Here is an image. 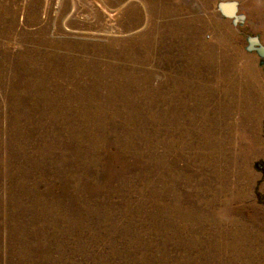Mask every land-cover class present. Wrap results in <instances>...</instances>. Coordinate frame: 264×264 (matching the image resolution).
I'll return each mask as SVG.
<instances>
[{"label":"rangeland","instance_id":"1","mask_svg":"<svg viewBox=\"0 0 264 264\" xmlns=\"http://www.w3.org/2000/svg\"><path fill=\"white\" fill-rule=\"evenodd\" d=\"M220 1L0 0V264H264V0Z\"/></svg>","mask_w":264,"mask_h":264},{"label":"bare ground","instance_id":"2","mask_svg":"<svg viewBox=\"0 0 264 264\" xmlns=\"http://www.w3.org/2000/svg\"><path fill=\"white\" fill-rule=\"evenodd\" d=\"M36 56V55H35ZM35 56H34V59H35ZM46 56L47 57H52V56H54V55H49V54H46ZM36 60V59H35ZM31 61H33V60H31ZM27 62H29V61H27ZM36 62H38V60L36 61ZM18 63H21V62H18ZM35 63V62H34ZM39 63L41 64V61H39ZM44 63V62H43ZM29 64V63H28ZM38 64V63H37ZM30 65V64H29ZM31 65H33V64H31ZM30 65V66H31ZM39 65V64H38ZM37 65V66H38ZM43 65V64H42ZM26 67V66H25ZM24 67V68H25ZM28 67V66H27ZM35 68L34 69H36V65L34 66ZM51 67V68H50ZM50 67H46V71H41L42 72V74L40 73V77H39V79H36V80H38V83L40 84V85H43L44 87L46 86H53V87H55V90L54 89H52L53 91H56V94L54 95V96H58L59 94H62V95H64L65 97L63 98L64 99V103L62 102H60V104H57L58 102H59V99H58V102L55 104V103H53L54 102V100H56V98H58V97H55V98H53V100H48V101H46V102H43V104L40 106H35L34 107V109L32 110L31 108V110H28L27 111V113H29V116L30 117H33V118H35L36 120V122L38 123V124H42V128L43 127H46V125L45 124H49V125H51L52 126V128L54 129L53 131H55V128H56V125L58 126V128H59V130L56 132V137L55 138H53V140L55 139H57V140H60V132L63 130V132H64V130L67 132V133H72V123H73V121L75 120L74 119V115H75V113L76 114H81L82 113V111H84V109H86L85 108V106H87L85 103H86V101H85V105L84 104H74V103H71V101L73 102L74 100H77V99H79V101L82 99L83 100V96H79L78 95V93H81V94H83L84 92H87V90L89 89V85L88 84H86V82L84 81V82H75L74 81V79H71V80H69V75H71L73 72H72V70L69 68V67H65V72L63 73L64 75H66V77H67V80H66V82H64V83H62V84H60L59 85V82L58 81H56V77L54 78V75H55V73H57L59 70L58 69H54V67L53 66H50ZM20 68V67H19ZM21 68H22V66H21ZM20 68V69H21ZM30 67H28V69H29ZM31 69V68H30ZM29 69V70H30ZM33 69V70H34ZM41 69H42V67H41ZM40 69V70H41ZM26 70V69H25ZM32 70V69H31ZM30 70V71H31ZM47 70H49L50 72H47ZM35 72H36V70H35ZM49 75H48V74ZM117 73V72H116ZM24 74V73H23ZM26 74V73H25ZM29 75V74H28ZM38 75V74H37ZM26 76V75H25ZM31 76H36V75H31ZM119 76V75H118ZM24 77V76H23ZM86 77V76H85ZM117 77V76H116ZM30 79L32 78V77H29ZM36 78H37V76H36ZM65 78V77H64ZM24 79V78H23ZM34 79H32V81H33ZM35 81V80H34ZM25 83V82H24ZM33 83V82H32ZM39 84H34V85H38L39 86ZM29 85L31 86V82L29 83ZM27 86H28V84H27ZM64 86H67V88L65 87L64 88ZM32 87V86H31ZM36 87V86H35ZM42 87V86H41ZM52 87V88H53ZM25 88V87H24ZM23 88V89H24ZM27 88V87H26ZM28 89V88H27ZM43 89V88H42ZM44 89H46V88H44ZM17 90V89H16ZM37 91H38V89H36ZM40 91V90H39ZM16 92V91H15ZM65 94H64V93ZM37 93V92H36ZM41 93V94H40ZM40 93H39V95H43L42 93V91H40ZM44 93H46V90H45V92ZM50 93H51V91H50ZM55 93V92H54ZM58 93V94H57ZM17 94H18V91H17ZM21 94V93H20ZM25 94V93H24ZM46 94H48V93H46ZM46 94L44 95V96H46ZM53 94V93H52ZM173 94V93H172ZM34 95V94H33ZM50 95V94H49ZM38 97H41L42 98V96H38ZM47 97V96H46ZM45 97V98H46ZM35 98V97H34ZM44 98V99H45ZM109 98V97H108ZM130 98V97H129ZM177 99V98H176ZM37 100V99H36ZM45 100H47V98L45 99ZM85 100V99H84ZM188 100V102L187 103H192L189 99H187ZM195 100V99H194ZM31 101V100H30ZM34 101V100H33ZM19 102H20V100H19ZM19 102H18V106H21V105H19ZM26 102V101H25ZM82 102H84V101H82ZM34 103H35V101H34ZM76 103V102H75ZM194 103V102H193ZM196 103V102H195ZM22 104V103H21ZM38 104V103H37ZM30 105V104H29ZM191 106H192V104H191ZM190 105H187V107H188V112L190 111V116L189 117H195V114H193L194 112H197L198 110H196L195 108H193L194 110H190L191 107ZM194 106V105H193ZM197 106V105H196ZM27 107H28V105H27ZM27 107H26V110H27ZM31 107V106H30ZM88 107V106H87ZM19 108V107H18ZM91 108V107H90ZM138 108H139V106H138ZM13 109V108H12ZM87 109H89V108H87ZM198 109V108H197ZM25 110V111H26ZM208 110V109H207ZM14 111V110H13ZM87 111V110H86ZM23 112V111H22ZM11 113H14V112H11ZM14 114H16V113H14ZM20 115V114H19ZM27 115V114H26ZM18 117H20V116H18ZM23 117H25V116H23ZM207 117V116H206ZM216 117V116H215ZM17 118V117H16ZM187 118V117H186ZM196 118V117H195ZM203 118V117H202ZM14 119V118H13ZM192 119V118H191ZM208 119V118H207ZM18 120V119H17ZM30 120V119H29ZM182 120V119H181ZM185 120V119H184ZM19 121H20V119H19ZM19 121H17V122H19ZM25 122H26V119L24 120ZM23 121V122H24ZM28 121V120H27ZM34 121V120H33ZM33 121H31V123L33 122ZM34 121V122H35ZM163 121V120H162ZM183 121V120H182ZM21 122H22V120H21ZM35 122V123H36ZM29 123V122H28ZM30 123V124H31ZM163 123V122H162ZM184 123H185V121H184ZM190 123V122H189ZM20 124V123H19ZM44 124V125H43ZM194 124V123H193ZM20 125H22L23 126V124H20ZM32 125V124H31ZM31 125H29V127L31 126ZM36 125V124H35ZM49 125H47V126H49ZM160 125H162V124H160ZM185 125V124H184ZM21 126V127H22ZM199 126V125H198ZM19 127V126H18ZM39 127H40V125H39ZM20 128V127H19ZM27 128H28V125H27ZM41 128V129H42ZM57 128V129H58ZM40 129V128H39ZM40 129V130H41ZM45 129V128H44ZM62 129V130H61ZM181 129H183V128H181ZM185 129V128H184ZM33 130H34V127H33ZM39 130V131H40ZM45 130H47L48 131V129H45ZM38 131V130H37ZM51 131V130H50ZM29 132V131H28ZM44 132V131H43ZM62 132V133H63ZM193 132V131H192ZM27 133V132H26ZM40 133H41V131H40ZM53 133H55V132H53ZM61 133V134H62ZM65 133V132H64ZM66 133V134H67ZM190 133H191V131H190ZM33 134V133H32ZM39 134V133H38ZM47 134V133H46ZM27 135V134H26ZM35 135V134H34ZM33 135V136H34ZM51 135V134H50ZM65 135V134H64ZM64 135H63V138H64ZM47 136H48V134H47ZM67 136V135H66ZM37 137V136H36ZM36 137H35V139H36ZM39 137H40V135H39ZM50 137V136H49ZM68 137H70V136H68ZM27 138H28V136H27ZM41 138H44V136L43 137H41ZM67 138V137H66ZM51 138H49V140H50ZM188 139V138H187ZM66 140V139H65ZM190 140V139H189ZM27 141V140H26ZM30 141V140H29ZM34 141V140H33ZM40 141V140H39ZM42 141V140H41ZM47 141V138H45V140L43 139V142H38V143H43V144H45V143H47L46 142ZM37 142V141H36ZM57 141H55V143H56ZM63 142V141H62ZM37 143V144H38ZM51 143H53V141L51 142ZM50 143V144H51ZM30 144V143H29ZM49 144V145H50ZM57 144H58V142H57ZM62 143H60V145H61ZM39 145V144H38ZM48 145V144H47ZM47 145H44V146H47ZM48 145V146H49ZM53 145H55V144H53ZM59 145V144H58ZM188 145V144H187ZM47 146V147H48ZM57 146V145H56ZM36 147V146H35ZM39 147V146H38ZM46 147V149H48ZM58 147V146H57ZM57 147H56V151H59L60 152V149H57ZM60 147V146H59ZM212 147V146H211ZM54 148V147H53ZM53 148H51L52 150H53ZM41 149H42V146H41ZM40 149V150H41ZM50 149V150H51ZM43 150V149H42ZM47 154V153H46ZM52 155V154H51ZM40 156V155H39ZM38 156V157H39ZM54 156H56V155H54ZM41 158V157H40ZM43 158V157H42ZM55 158V157H54ZM41 160V159H40ZM43 160V159H42ZM51 212V211H50ZM190 214V213H189ZM209 215V214H208ZM205 216V215H204ZM211 217V216H210ZM205 218V217H204ZM203 218V219H204ZM212 220V219H211ZM210 220V221H211ZM188 221V220H187ZM186 221V222H187ZM208 221V220H207ZM209 222V221H208ZM212 222V221H211ZM186 225V224H185ZM189 225V224H188ZM216 234V233H215ZM234 241V240H233ZM235 242V241H234ZM233 243V242H232ZM229 246H231V245H229ZM234 246V245H233ZM244 247V246H243ZM229 250V249H228ZM240 250H241V248H240ZM233 252H235V251H233ZM191 253V252H190ZM189 253V254H190ZM239 253V252H238ZM213 254H214V252H213ZM201 255V254H200ZM203 258V257H202ZM237 258V257H236ZM198 259V258H197ZM217 261V260H216ZM198 263V262H197ZM230 263V262H229ZM232 263H234V262H232Z\"/></svg>","mask_w":264,"mask_h":264},{"label":"water","instance_id":"3","mask_svg":"<svg viewBox=\"0 0 264 264\" xmlns=\"http://www.w3.org/2000/svg\"><path fill=\"white\" fill-rule=\"evenodd\" d=\"M238 8V1L236 0L220 1L218 3V9L221 14L225 17L232 18L234 24L238 22L243 23L246 18L244 13H238ZM248 41V50H256L261 56H264V45L260 43L258 36H250Z\"/></svg>","mask_w":264,"mask_h":264}]
</instances>
